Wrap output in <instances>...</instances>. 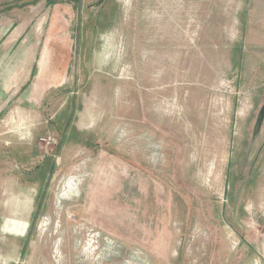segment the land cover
I'll return each mask as SVG.
<instances>
[{
    "label": "rangeland",
    "instance_id": "1",
    "mask_svg": "<svg viewBox=\"0 0 264 264\" xmlns=\"http://www.w3.org/2000/svg\"><path fill=\"white\" fill-rule=\"evenodd\" d=\"M37 1L26 40L0 8V264H264V0Z\"/></svg>",
    "mask_w": 264,
    "mask_h": 264
},
{
    "label": "crops",
    "instance_id": "2",
    "mask_svg": "<svg viewBox=\"0 0 264 264\" xmlns=\"http://www.w3.org/2000/svg\"><path fill=\"white\" fill-rule=\"evenodd\" d=\"M36 1L37 0H0V8H2L3 6L4 7L13 6L12 11H15V15L12 16L14 20H9L5 24L6 29L10 30L8 33L9 38L7 40H26L25 35L28 29V25L24 20L25 19L24 16L23 18L17 17L16 12L20 11L18 7H20L21 3H23V5H28V3H35ZM37 2H38L37 11H40L39 1ZM43 2L46 1L44 0Z\"/></svg>",
    "mask_w": 264,
    "mask_h": 264
}]
</instances>
